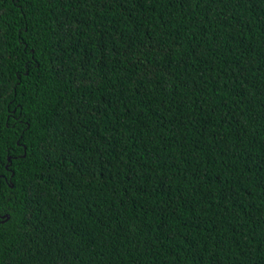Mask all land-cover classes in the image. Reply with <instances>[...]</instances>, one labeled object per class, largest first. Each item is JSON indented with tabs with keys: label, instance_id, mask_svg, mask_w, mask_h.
Returning a JSON list of instances; mask_svg holds the SVG:
<instances>
[{
	"label": "trees",
	"instance_id": "trees-1",
	"mask_svg": "<svg viewBox=\"0 0 264 264\" xmlns=\"http://www.w3.org/2000/svg\"><path fill=\"white\" fill-rule=\"evenodd\" d=\"M0 264H264V0H0Z\"/></svg>",
	"mask_w": 264,
	"mask_h": 264
},
{
	"label": "water",
	"instance_id": "water-1",
	"mask_svg": "<svg viewBox=\"0 0 264 264\" xmlns=\"http://www.w3.org/2000/svg\"><path fill=\"white\" fill-rule=\"evenodd\" d=\"M10 159V158H9ZM8 217H9V215H8Z\"/></svg>",
	"mask_w": 264,
	"mask_h": 264
}]
</instances>
